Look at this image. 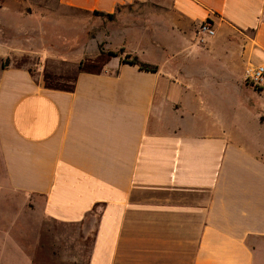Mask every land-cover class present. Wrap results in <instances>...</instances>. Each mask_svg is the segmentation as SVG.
<instances>
[{"label":"crops","instance_id":"0c3cea01","mask_svg":"<svg viewBox=\"0 0 264 264\" xmlns=\"http://www.w3.org/2000/svg\"><path fill=\"white\" fill-rule=\"evenodd\" d=\"M56 4L113 15L95 14L74 53L124 52L68 88L0 54L1 181L33 221L94 214L87 264H264V87L225 97L264 62V0ZM33 259L13 239L0 249V264Z\"/></svg>","mask_w":264,"mask_h":264},{"label":"rangeland","instance_id":"374dc122","mask_svg":"<svg viewBox=\"0 0 264 264\" xmlns=\"http://www.w3.org/2000/svg\"><path fill=\"white\" fill-rule=\"evenodd\" d=\"M56 3L57 0H0L1 63L26 65L44 84L68 88L78 70H99L108 54L93 57L91 53H74L79 45L77 37H90L95 14ZM227 83V99L250 98L249 84L237 74L229 76ZM1 171L0 165V249L13 239L34 256L33 264H87L96 216L89 215L83 224L33 221L28 212L32 207L23 195L5 186ZM33 222L39 230L31 238L26 229L19 228L30 227Z\"/></svg>","mask_w":264,"mask_h":264},{"label":"built area","instance_id":"2783aa9c","mask_svg":"<svg viewBox=\"0 0 264 264\" xmlns=\"http://www.w3.org/2000/svg\"><path fill=\"white\" fill-rule=\"evenodd\" d=\"M198 30L209 36L214 34V29L208 20L202 21L198 25ZM243 79L247 84L255 88H263L264 62L256 65L248 64L243 70Z\"/></svg>","mask_w":264,"mask_h":264},{"label":"trees","instance_id":"16d2710c","mask_svg":"<svg viewBox=\"0 0 264 264\" xmlns=\"http://www.w3.org/2000/svg\"><path fill=\"white\" fill-rule=\"evenodd\" d=\"M93 13L97 14V15L106 16L109 19H111L113 17L112 14H105L104 15L103 13H100V12H97V11H94ZM123 52H124V49L121 48L117 53L109 51L107 54L108 55H116V54H122ZM123 60L131 62V63H134V64H137L140 69L150 70V71H155L156 70V66L143 63V62L139 61L137 56H134V55L125 54L124 57H123Z\"/></svg>","mask_w":264,"mask_h":264}]
</instances>
